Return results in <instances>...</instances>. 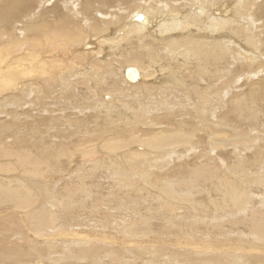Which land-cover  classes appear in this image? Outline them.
Here are the masks:
<instances>
[{"label":"bare ground","instance_id":"bare-ground-1","mask_svg":"<svg viewBox=\"0 0 264 264\" xmlns=\"http://www.w3.org/2000/svg\"><path fill=\"white\" fill-rule=\"evenodd\" d=\"M258 195L264 0H0V264H264Z\"/></svg>","mask_w":264,"mask_h":264},{"label":"rangeland","instance_id":"rangeland-1","mask_svg":"<svg viewBox=\"0 0 264 264\" xmlns=\"http://www.w3.org/2000/svg\"><path fill=\"white\" fill-rule=\"evenodd\" d=\"M71 60H69L68 62H70ZM68 62H66V64L68 63ZM70 64V63H69ZM156 74V75H155ZM154 74V78L156 77V76H159L160 75V73H155ZM227 78V76L224 78V79H221V80H219V81H217V82H219L218 84H220L222 81H224L225 79ZM217 82H215V86H218V84H217ZM197 83H198V81H197ZM200 84V85H199ZM198 85H199V87L200 88H203L204 87V85L202 84V83H198ZM90 100H91V98L89 99V101L87 102H85V101H81V100H79L78 101V107L77 106H75V104H72L73 106H75L77 109L78 108H80V106L79 105H81V106H83L84 105V107H87L89 104H90ZM82 102V103H81ZM81 103V104H80ZM87 105V106H86ZM75 111V110H74ZM162 152V151H161ZM85 159L83 158V157H81V155L80 154H76V161H78V163H76V161L74 162L75 164V167H74V165H70L69 167H67V169L65 168V172L67 173H64V175L66 174L67 176L68 175H70V174H76V173H78L77 171H78V169L79 168H81V167H85V168H87V167H90L89 165H91V164H82L81 162H83ZM105 161H107L106 160V158L105 157H103L102 159H101V163L102 164H106V162ZM102 164H99L98 165V167L99 166H101ZM77 165V166H76ZM82 165V166H81ZM74 167V168H73ZM79 167V168H78ZM68 168H70V169H68ZM77 168V169H76ZM220 168H223V166H221ZM77 171H76V170ZM67 170V171H66ZM221 170H223V169H221ZM76 171V172H75ZM153 171H158L156 168H154L153 169ZM57 172V171H56ZM56 175L55 174V172H51V174H49L48 173V176H50V177H53L54 175ZM126 174H129V173H124V174H122L121 176H123V175H126ZM52 175V176H51ZM60 175H62V174H60ZM108 174L106 173V170L105 169H103V171H101V172H99L98 174H97V178L95 179L94 178V181L95 182H97V183H99L100 184V187H104V185H103V183H106L107 182V178H108V176H107ZM71 177H72V175H71ZM49 178V177H48ZM51 180H53V179H51ZM31 186H33L34 188H36L37 190H38V188H42L40 185H38V186H36V185H31ZM59 189V187H56L55 188V190H58ZM107 190V189H106ZM38 192L39 193H41V194H43V195H46L47 193H46V191H44V190H38ZM260 196H262V194L260 193L259 194ZM258 195V197L257 198H259V199H257V201H256V208L259 206V210H261L262 209V211H264V201H262V200H260V196ZM256 200V199H255ZM261 203V204H260ZM262 205V207H260ZM45 207H48L47 206V204L45 205ZM8 210H10V211H12L11 209H8ZM85 211H87L86 209H85ZM0 214H1V212H0ZM14 216L12 217V216H10V221L9 222H7V225L9 226V227H11V230L10 231H7V230H5L4 229V227H3V223L2 222H4L6 219H4V220H0V242H2V243H4V245L6 246L7 245V243L9 244V243H11V242H14V241H18L17 243H20V241H21V239L23 238V236H24V234L25 233H28V231H27V229H26V223H25V220H24V223H22L21 222V220L18 218V217H23V215H21V214H19L18 212L16 213V214H13ZM27 220V219H26ZM86 223H89V222H86ZM24 224H25V226H24ZM27 225H28V223H27ZM22 226H24V230H22L21 231V229L19 228V227H22ZM28 226H30V225H28ZM27 226V227H28ZM79 227H81V226H79ZM35 229V227H33V226H31V229ZM28 229H30V228H28ZM79 231L80 230H82V229H78ZM39 231V230H38ZM35 233V232H34ZM41 233H43L44 235H47V233H45L44 231H41ZM233 238V239H232ZM230 240H228V243H229V241H230V247H241V246H246L247 244L241 239V238H239V237H236V235L235 236H233ZM44 238H42V239H40V241H42ZM232 242V243H231ZM46 243H49V244H52V243H50L49 241H47V242H43V243H41L38 247H41L42 245H45ZM235 243V244H234ZM238 243V244H237ZM243 243H244V245H243ZM24 248H25V246H23ZM28 254H31V255H34V258L33 259H31L29 256H28ZM50 254V252H47L46 253V255L48 256ZM46 255H44V254H40V256L39 255H37V254H35V253H27V254H25L23 257H22V263L23 264H27V263H32V264H34L35 262H39L38 261V258H41L42 260H44V261H48L47 260V256ZM52 259V258H51ZM50 259V260H51ZM49 262V261H48Z\"/></svg>","mask_w":264,"mask_h":264},{"label":"water","instance_id":"water-1","mask_svg":"<svg viewBox=\"0 0 264 264\" xmlns=\"http://www.w3.org/2000/svg\"><path fill=\"white\" fill-rule=\"evenodd\" d=\"M143 20V16L138 15L137 17H135V21H142Z\"/></svg>","mask_w":264,"mask_h":264}]
</instances>
